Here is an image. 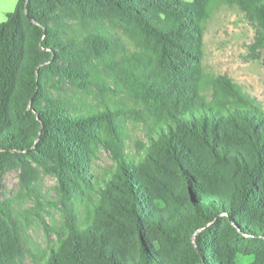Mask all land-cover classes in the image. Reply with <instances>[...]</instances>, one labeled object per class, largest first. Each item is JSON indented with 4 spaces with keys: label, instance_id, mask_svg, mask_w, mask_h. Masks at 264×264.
Instances as JSON below:
<instances>
[{
    "label": "trees",
    "instance_id": "1",
    "mask_svg": "<svg viewBox=\"0 0 264 264\" xmlns=\"http://www.w3.org/2000/svg\"><path fill=\"white\" fill-rule=\"evenodd\" d=\"M217 3L264 42V0H17L0 23V181L11 158L34 206L0 200V264L27 251L39 170L65 220L33 264H264V109L203 70Z\"/></svg>",
    "mask_w": 264,
    "mask_h": 264
},
{
    "label": "rangeland",
    "instance_id": "2",
    "mask_svg": "<svg viewBox=\"0 0 264 264\" xmlns=\"http://www.w3.org/2000/svg\"><path fill=\"white\" fill-rule=\"evenodd\" d=\"M16 1L0 0V23L6 20L8 12L13 11ZM256 36V22L244 11L236 5L217 3L204 25L202 67L210 75L224 76L240 85L264 109V42H256ZM128 132L130 138L127 144L134 150L136 141L144 140L145 130L142 125L131 123ZM111 163L109 155L102 151L94 161V175L100 176ZM21 169L9 158L0 181V200H20L23 208H31L34 201L22 185ZM31 183L41 202V217L34 215L27 227L24 239L27 251L20 257V264H33L47 251L56 238L55 230L65 220L56 177L39 170ZM252 262V255L241 253L236 257L235 264Z\"/></svg>",
    "mask_w": 264,
    "mask_h": 264
},
{
    "label": "crops",
    "instance_id": "3",
    "mask_svg": "<svg viewBox=\"0 0 264 264\" xmlns=\"http://www.w3.org/2000/svg\"><path fill=\"white\" fill-rule=\"evenodd\" d=\"M16 2H17V1H16ZM15 5H16V4H15ZM14 8H15V6H14ZM13 10H14V9H13ZM8 13H9V12H8ZM8 13H7V14H8ZM7 14H6V16H7Z\"/></svg>",
    "mask_w": 264,
    "mask_h": 264
}]
</instances>
